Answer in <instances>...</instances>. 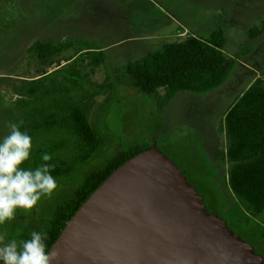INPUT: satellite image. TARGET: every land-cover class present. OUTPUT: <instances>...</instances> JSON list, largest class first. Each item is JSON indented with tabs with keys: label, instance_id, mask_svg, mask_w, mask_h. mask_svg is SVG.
Instances as JSON below:
<instances>
[{
	"label": "rangeland",
	"instance_id": "rangeland-1",
	"mask_svg": "<svg viewBox=\"0 0 264 264\" xmlns=\"http://www.w3.org/2000/svg\"><path fill=\"white\" fill-rule=\"evenodd\" d=\"M262 27L264 0H0V142L10 134V123L27 117L16 105L15 89L37 75L30 47L48 40L72 45L46 68L65 88L54 98L87 108L88 123L100 139L99 148L81 160L74 138L61 126L32 135L29 165L23 168L34 170L45 163L59 167L60 173L50 172L57 188L50 198L42 196L30 210L16 209L13 220L0 224V246L12 240L19 245L31 232H40L87 176L119 151L155 144L179 166L208 211L221 216L264 259V214H245V203L228 185L224 154L227 108L256 76L264 79ZM218 29L225 36L224 52L234 60L219 87L203 93L178 91L163 108L155 95L134 88L127 65L188 34L207 38ZM81 48L101 51L103 60L95 65L93 53L98 52L76 54ZM158 93L163 96L164 90ZM52 99L34 101L31 107L50 109ZM45 153L50 161L42 160Z\"/></svg>",
	"mask_w": 264,
	"mask_h": 264
},
{
	"label": "trees",
	"instance_id": "trees-1",
	"mask_svg": "<svg viewBox=\"0 0 264 264\" xmlns=\"http://www.w3.org/2000/svg\"><path fill=\"white\" fill-rule=\"evenodd\" d=\"M262 32L264 28H261ZM258 29H253L252 32ZM257 34V35H258ZM256 36V34H255ZM225 36L221 29L212 32L207 38L188 34L184 40L167 44L161 51L151 53L133 64L126 66L125 72L132 85L138 91L155 95L163 108L178 91L203 93L211 91L229 76L234 60L224 52ZM71 43L55 44L51 40L35 41L30 47L37 61L35 78L26 80L15 89L16 105L24 108L27 115L18 123L20 131L32 137L37 130L51 132L61 126L76 142L77 149L84 160L100 145L99 136L90 127L87 120V108L81 107L71 99L65 103L54 97L63 93L65 88L58 84L56 77L47 69L56 63V57L71 47ZM96 54L94 61L98 65L103 60L101 51L78 49L81 52ZM82 58V57H81ZM72 58L66 59V61ZM83 62L87 57L81 59ZM59 65V64H58ZM50 80V83H45ZM99 87H103L99 85ZM164 90L163 96L158 93ZM53 98L50 109L37 104ZM226 135L225 158L229 163L228 185L231 192L246 205V215L255 217L264 214V79L260 76L245 89L227 108L224 114ZM150 145L131 146L126 151H119L108 159L101 169L92 172L74 191L70 199L58 206L52 217L43 223L40 233H46V251L55 241L62 228L89 196V194L117 167L135 154L149 148ZM30 157V156H29ZM29 165L26 160L21 168ZM60 173V168L51 170ZM247 221V220H246Z\"/></svg>",
	"mask_w": 264,
	"mask_h": 264
},
{
	"label": "water",
	"instance_id": "water-1",
	"mask_svg": "<svg viewBox=\"0 0 264 264\" xmlns=\"http://www.w3.org/2000/svg\"><path fill=\"white\" fill-rule=\"evenodd\" d=\"M53 250V264H264L155 144L89 194Z\"/></svg>",
	"mask_w": 264,
	"mask_h": 264
},
{
	"label": "clouds",
	"instance_id": "clouds-1",
	"mask_svg": "<svg viewBox=\"0 0 264 264\" xmlns=\"http://www.w3.org/2000/svg\"><path fill=\"white\" fill-rule=\"evenodd\" d=\"M22 123V121L20 122ZM10 134L0 142V224L15 218L16 209L30 210L42 196L51 197L57 188L55 178L50 174L53 164H42L34 170L21 168L29 159L32 148L31 137L20 131L18 123H10ZM52 157L45 153L42 160ZM30 239L16 240L0 246V261L3 264H53L58 254L46 251V233L33 231ZM4 236L0 235V242Z\"/></svg>",
	"mask_w": 264,
	"mask_h": 264
},
{
	"label": "crops",
	"instance_id": "crops-1",
	"mask_svg": "<svg viewBox=\"0 0 264 264\" xmlns=\"http://www.w3.org/2000/svg\"><path fill=\"white\" fill-rule=\"evenodd\" d=\"M183 34H185V31H182V32L180 33V35H183ZM256 77H258V76H256ZM256 77H255V78H256ZM255 78H254V79H255ZM254 79L250 82V84L254 81ZM250 84H249V85H250ZM249 85H248V86H249ZM248 86H247V87H248ZM247 87H246L245 89H247ZM245 89H244V90H245ZM244 90H243V91H244ZM243 91H242V92H243ZM242 92H240V94H239L238 96H240ZM238 96H237V97H238ZM237 97H236V98H237ZM236 98H235V99H236ZM235 99H234V100H235ZM234 100H233V101H234ZM233 101H232V102H233ZM232 102H231V103H232ZM231 103H230V104H231Z\"/></svg>",
	"mask_w": 264,
	"mask_h": 264
}]
</instances>
